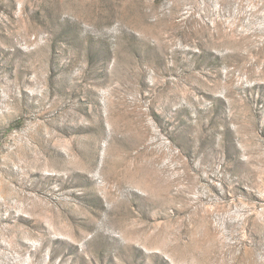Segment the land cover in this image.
<instances>
[{"label": "rangeland", "instance_id": "rangeland-1", "mask_svg": "<svg viewBox=\"0 0 264 264\" xmlns=\"http://www.w3.org/2000/svg\"><path fill=\"white\" fill-rule=\"evenodd\" d=\"M0 264H264V0H0Z\"/></svg>", "mask_w": 264, "mask_h": 264}]
</instances>
